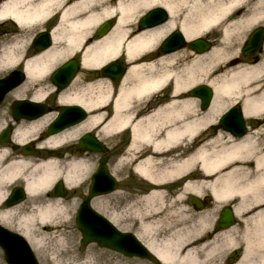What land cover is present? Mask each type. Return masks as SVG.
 Returning a JSON list of instances; mask_svg holds the SVG:
<instances>
[{
  "label": "bare ground",
  "instance_id": "6f19581e",
  "mask_svg": "<svg viewBox=\"0 0 264 264\" xmlns=\"http://www.w3.org/2000/svg\"><path fill=\"white\" fill-rule=\"evenodd\" d=\"M155 4L169 11L170 20L143 30L137 25L133 27L138 10ZM183 7L184 21L180 29L187 39L210 25L231 19L239 10L243 11L242 15L233 17L225 25L224 40L241 37L250 26L264 20V0H0V20L15 21L16 29L9 36L16 40V45L21 40L18 38L32 35L46 23L53 24L54 44L25 60L27 82L15 91L27 88L35 100L54 95L57 91L48 84L51 69L67 57L81 54L79 74L83 77L71 88L62 90L57 103L80 102L89 111L96 110L87 116L81 129L103 119L104 107L109 103L113 106L112 115L103 126L104 133L112 137L116 131L129 126L131 140L122 163L132 164V175L135 174L148 191L134 200L125 199L122 193L116 194L119 201L124 199L125 215L135 216V221L142 220L141 230L145 231L143 236L150 252L170 264H228L225 258L216 263L219 251L235 241L231 235L236 229L243 228V251H238L235 261L229 264H264V203L261 205L264 175L250 180L254 173H264V142L258 139L254 142L252 137L235 140L225 133L201 139L202 135L210 133V126L222 107L235 97L245 98L247 114L264 113V83L262 79H253L264 74V48L262 61L251 65L247 59L243 60L244 64L230 65L235 61H227L232 53L229 44H216L201 55L189 53L182 62L178 61L182 55L177 53L154 58L160 40L177 26ZM108 17H116L115 26L105 35L97 36V27ZM10 50L9 54L14 55ZM120 56L128 63L121 82L113 83L107 76L92 77L94 70ZM2 63L10 62L4 59ZM161 64L164 67L158 70ZM171 82L172 95L161 105L152 102L155 93ZM200 82L215 89V98L206 111L198 110V98L189 95L190 89ZM84 94L90 95L85 97ZM53 111L40 119L22 120L14 132L15 141L24 142L36 135L56 113ZM74 133L72 128L63 135H51L44 146H55L63 137ZM236 158H255L256 170L245 172L241 170H246L247 166L232 167ZM57 166L56 158L34 159L0 147V220L6 221L9 214H22L27 224L23 232L40 252L43 238L38 239L29 227L37 216L40 228L46 230L54 226V217L61 213L60 199L46 197L57 178ZM78 173V163L72 162L66 182L70 184ZM18 178L25 181L30 198L39 195L40 205L28 199L20 205L4 206L5 189ZM115 195L109 196L110 201ZM191 195L202 199L210 196L213 208L201 211L186 208ZM234 195L241 198L236 207L237 215L244 217L253 210L252 215L245 216L242 224L219 228L214 233L217 210ZM116 220L120 218L116 216ZM222 235H227L228 239L221 241Z\"/></svg>",
  "mask_w": 264,
  "mask_h": 264
},
{
  "label": "flooded vegetation",
  "instance_id": "af4514ba",
  "mask_svg": "<svg viewBox=\"0 0 264 264\" xmlns=\"http://www.w3.org/2000/svg\"><path fill=\"white\" fill-rule=\"evenodd\" d=\"M4 26H6V31L9 30V32L7 31L8 33L5 34H10L13 30L15 31L16 29L15 21H13L12 19L9 20L8 25L5 24ZM51 29L52 25L48 24L41 30L51 31ZM208 39H211V41H213L212 37ZM35 53V45L34 42L31 41L25 50L24 57H27L29 54L32 55ZM162 55L163 54L160 51V47L158 46L156 56H154V58H160ZM254 57L260 58L258 54H256ZM124 58L125 57L120 56L118 59L126 66V68H128V65L125 63L126 60ZM250 58L252 57H247L245 59L250 61ZM163 67L164 64H161L160 66H158V70H162ZM19 68L23 69V67ZM119 73L120 72L118 70H115L112 72V75L108 77L111 79V81H113V83L118 84L119 82H121V79L116 80L115 78L119 75ZM92 77L94 79H99V77L101 78L103 77V75L102 72H99L98 75H96V72L94 70ZM172 90L173 83H166L160 88L157 93H155L152 102L157 103V105H161L164 101L168 99L169 95H172ZM51 99L52 98H48L47 103L51 104L50 106L52 107ZM239 103L242 104L243 110L241 120L237 119L236 114H231L229 116V121L225 123L226 125L230 126L233 131H226L224 129V124L221 123L222 114H220L216 117L214 123L211 124L210 133L208 135H202L201 139L205 137H207L208 139L215 135L225 133L228 138L232 137L235 140H241L246 137H252L254 142L257 139L260 142H264V113L259 115H249L245 112L244 100H239ZM198 105H201L200 98H198ZM198 107V110L200 111L207 110H203L201 106ZM112 108V103L107 104L104 107V118L99 120L98 122L95 121L86 129H81V126L85 122L79 123L73 127L66 129H75L74 135L63 137V140L58 142V144L55 146H44V141L51 136L46 134L45 129L39 130L36 135L25 140L21 148L13 149L12 144H3L2 142H0V146L2 148H7L15 152L17 155L22 154L25 156L34 157V159L46 160L49 157L56 158V160L58 161L57 169H59L56 174L57 178L54 181L50 193L46 197L52 196L54 199L59 198L61 201L60 206L64 208V211H69L71 209L70 207L73 206H75L74 211H76V208H78L82 201L89 199L91 206L95 210L101 212L102 214L108 217L116 218V216L120 215L121 213H115L116 216L113 214L111 215L109 209L113 208L116 210L120 209L124 211V199L119 201L118 195L116 193H122L121 196H123L125 199L129 198L130 200L133 198L134 200L144 195V193L148 191V188H145L144 190V183L141 185L139 179H137L135 174L132 175V164L123 165L122 163V158H124V151L127 150V148L129 147L131 140V131L129 129V126L122 128L120 131H116L112 137H108L103 131L104 124L108 119L111 118ZM93 111L96 110H90L89 115H91ZM19 123L20 122H17L16 125H19ZM66 130H63L62 132L58 133V135H63ZM0 131H2V129ZM15 131L16 128L14 127L12 137ZM258 132L260 134H258ZM86 133H89V137L87 138V141L84 144V146L86 145L87 149L82 150L79 148L78 145L81 143L82 136H84ZM26 144L27 146H25L24 148L23 146ZM25 150L32 152L33 155H26L24 153ZM72 162L78 163L79 173L77 174V176H73L72 181L69 184L68 182H66V176L68 175V171L71 167ZM257 163L258 162H256L255 158H236L232 162L231 166H247L246 170L241 171L248 172L255 171L257 168ZM259 174L264 175V173L262 172L254 173L250 177V180H252V178L255 179V177ZM184 178L182 180H184ZM18 185L25 186L23 183L17 184V186ZM113 195L115 196L112 197V200L110 201L109 196ZM228 202L229 203L221 205L220 208L219 205H217V208L219 209L217 210V217L214 221V225L217 230L214 229V233L218 232L219 228L224 229L223 227L226 224H229L233 221L235 223L233 226H236L237 224H242L243 218H245V216H250L253 213V210H249L247 214L244 215V217L237 215L236 207L239 206L241 202V198L238 195H234L231 198L229 197ZM71 203L73 205H71ZM188 203L189 204L186 205V208L191 207L196 211H201L204 209L209 210L213 208L212 199L208 195H206L203 199L199 198L198 196L191 195L188 200ZM263 203L264 201L261 202V205ZM225 209H227L232 214V216L231 218H226L221 222V218ZM141 221L142 220L139 219L137 221L132 222V224L136 226V230L137 228H139ZM244 225L245 224H243L242 226Z\"/></svg>",
  "mask_w": 264,
  "mask_h": 264
},
{
  "label": "water",
  "instance_id": "95a60500",
  "mask_svg": "<svg viewBox=\"0 0 264 264\" xmlns=\"http://www.w3.org/2000/svg\"><path fill=\"white\" fill-rule=\"evenodd\" d=\"M168 18V13L164 8L156 7L150 10L141 18L139 28L145 29L163 23ZM112 26L111 21L104 23L98 30V35L102 36ZM264 39V28H257L251 34L249 41L242 48L244 55L254 54L262 44ZM36 47L39 50L47 49L52 44L50 33L41 32L36 37ZM187 45L184 35L179 30H175L163 43L161 51L170 52ZM189 45L196 51L203 53L210 49L211 44L198 38L192 40ZM117 65V68L114 66ZM78 70V60H72L52 75V81L59 86V89L67 86ZM118 70L120 73L116 77L119 79L124 73V67L118 62H111L104 67V74L112 75V72ZM66 79L63 81V77ZM24 80V76L20 71H15L7 77L0 79V103L3 101L7 92L18 86ZM191 93L196 96L203 97V108H207L213 96V89L209 85H198ZM240 110V109H239ZM47 111V106L43 103L18 100L14 103L13 116L15 119L22 117L36 118ZM241 112V110H240ZM86 117L85 109L80 105H65L60 108V114L49 126V133H55L63 128L73 125ZM10 128L3 134L2 140L9 141ZM86 138L83 139L85 142ZM83 142V143H84ZM85 149L84 144L81 147ZM26 192L22 187H16L6 201L7 206L14 205L23 201ZM226 211L222 219L227 216L231 217V213ZM77 224L83 232V241L85 244L91 241H97L103 247H108L116 251L122 252L129 256H141L153 259L152 253L144 246L136 236L130 233L120 232L110 221L102 215L91 210L88 201L81 207L77 216ZM0 245L4 248L7 260L10 264H40L26 238L10 231L0 224Z\"/></svg>",
  "mask_w": 264,
  "mask_h": 264
},
{
  "label": "rangeland",
  "instance_id": "374dc122",
  "mask_svg": "<svg viewBox=\"0 0 264 264\" xmlns=\"http://www.w3.org/2000/svg\"><path fill=\"white\" fill-rule=\"evenodd\" d=\"M154 6H159V5L155 4V5H152V6L147 7V8L145 7L143 9H139L138 13L134 16L136 18V20L132 21L134 23L133 27L138 24V20L142 16V14ZM242 12H243L242 10L237 11L233 17L235 18L237 16L242 15ZM170 18H171V16L169 17L168 20H170ZM183 18H184V7L182 9H180L179 18L177 20V26L175 28L171 29L163 38H165L174 29H180L182 22L184 21ZM106 19H112L114 21V24H116V17L105 18L101 21L100 24H102V22H104V20H106ZM231 19L223 21V22L218 23L216 25H210L209 27H207V29L203 30L202 33L190 38L189 40H191L193 38H197L199 36H204V37L210 36V37H212L213 42L216 41L217 45L225 46V45L229 44L231 47L230 51L232 53L230 55V58L227 61H229L228 63H230L231 61H235V62H232L230 64L232 66H235V65H239L240 63L241 64L245 63L243 54L241 52V47L243 46L245 41L248 39L250 33L255 28H257L259 26H264V20H261V22H257L256 24H253L252 26H250L248 29L245 30V33H243V35L241 37H232V39H230V40L229 39L224 40V37H223V34L225 32L224 27ZM238 19H239V17H238ZM4 20H5V18L1 19L0 22L4 21ZM100 24H99V26H100ZM114 24L112 25V28L115 26ZM38 29H36V30H38ZM130 29H131V26H130ZM7 31L9 32V30H7ZM7 31H2L0 33V34H2V35H0V47L3 45L1 47L2 49H0V77L6 75L10 70H12L16 66H18L17 64H18L19 60L22 58V56L20 54L23 51V49L26 48V45H28L27 41L31 37V35H25V36L18 38L21 40L16 45V40H12V38L9 36V34H5V33H8ZM163 38L161 40H163ZM10 49H12L14 55L9 54L11 52ZM176 53L180 56L182 55V57H180L181 59L179 58V60H178L179 62L180 61L182 62L183 60H185L186 57L189 55V53L192 54V52L188 48H184L182 50H179ZM262 58H263V54H261V56H260V61H262ZM4 59L5 60L9 59L10 63L8 65L7 64L3 65L2 61ZM125 63L128 65L127 62H125ZM248 65H251V64L248 63ZM55 67H53V69ZM82 77H83L82 74H78L75 82L79 78L81 79ZM253 79H254V81L262 79V82L264 83V74H262L261 76H256V77L254 76ZM25 83L22 86H24ZM49 83L50 82H48V84ZM197 84H199V83H197ZM196 85H194V86H196ZM71 86L69 88H71ZM18 92H19V94H18ZM18 92L13 90L11 93H9L7 95V99L2 104V106L0 108V128L7 121H10V115H9V113L11 114L10 107H9L10 104L16 98L31 96V90H29L27 88H23L20 91L18 90ZM81 94H83V92H80V95ZM84 95H85V97H87L90 94H88V95L84 94ZM240 96H242V95H240ZM50 98H52L51 99L52 100V106L54 107L56 105L55 100L57 99V96L51 95ZM50 103H51V101H50ZM227 104L225 105L226 108H227ZM49 105H51V104H49ZM56 113H54V115L51 117L52 119L54 118ZM21 183L24 184L25 181L22 178H18V179H16L15 182H13L9 186H7V188L5 189L6 193H5L4 199L7 197L11 188L14 185L21 184ZM4 199H3V202H4ZM28 199H29V202H32V203L35 202V204L40 205V203L37 201L40 199L39 195H37V197H35V199L30 198V196L28 195L27 198L25 199V201L27 202ZM71 205H73V204L71 203ZM59 209H61L60 210L61 213L54 217L56 219L55 220L56 223H54V226H50V228H47L46 230L41 229L40 224H39V220L37 221L38 217L34 216V220H35L36 224L33 223L29 227L31 232L34 235H36V237L38 239L43 238V249L41 252L37 249V247H35L31 243L30 239L25 236L23 230L27 227V224L23 222V219L21 217L22 214H17V213L9 214L6 217V221L0 220V223H2L4 226H6L7 228H9L13 231H16V232L23 234L28 239L30 244L32 245V248L35 252V255L41 264H110L111 262H114V261L118 262L119 264H154L155 262H157V260H153V262H151V260H149V259L141 260L138 258H129V257H127L121 253H118V251L116 252V251H113L111 249L101 247L96 242L89 243L87 245L83 244L82 232L80 231V229L78 228V226L76 224L75 213L73 211H69V212L64 211L63 210L64 208H62V207H60ZM109 210H110L111 215L112 214L115 215V213H121L120 215H117V217L120 218L119 222H121V223H120V225L117 222L116 223L122 230H129V231L135 232L137 235H139L142 238V240L145 243H147V239H145V237L143 236L145 231L143 229L141 230V228H142L141 225H139V228H137V230H136V226H134L132 224V222L136 220L135 216H126L125 212L120 210V209L116 210V209L111 208ZM113 218H115V217H113ZM34 224H35V226H34ZM231 236L236 238L235 241H231V243L229 244L227 249H225V250L223 249V251H219L220 258L218 260H216V263H219V261H221L223 258H225V256H227L229 253H231V251L238 245L241 246V248H239L238 251H243V247L245 245L244 244L245 234L243 232V228L242 229H240V228L236 229L235 234H233ZM224 239H228L227 235L226 236L222 235V239H220V240L223 241ZM201 256H202V254H201ZM0 262H2V264H9L6 260L4 250L1 247H0Z\"/></svg>",
  "mask_w": 264,
  "mask_h": 264
}]
</instances>
